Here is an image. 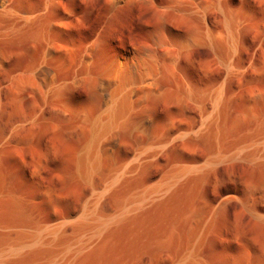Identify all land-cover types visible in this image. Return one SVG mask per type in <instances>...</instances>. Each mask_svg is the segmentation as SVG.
<instances>
[{
    "label": "bare ground",
    "instance_id": "1",
    "mask_svg": "<svg viewBox=\"0 0 264 264\" xmlns=\"http://www.w3.org/2000/svg\"><path fill=\"white\" fill-rule=\"evenodd\" d=\"M87 1L105 23L124 13L150 23L112 42L102 25L67 45L74 4L0 0V43L36 50L9 78L7 138L24 148L31 126L52 120L84 189L80 210L39 223L0 188V264H210L221 204L239 200L264 223L252 203L264 186V0ZM238 161L260 174L240 199L214 204L206 185Z\"/></svg>",
    "mask_w": 264,
    "mask_h": 264
},
{
    "label": "rangeland",
    "instance_id": "2",
    "mask_svg": "<svg viewBox=\"0 0 264 264\" xmlns=\"http://www.w3.org/2000/svg\"><path fill=\"white\" fill-rule=\"evenodd\" d=\"M14 1H18L17 3L21 2L20 4L23 5L28 3V0ZM64 1L67 3V6L70 4V7L72 4H74V6L72 5V8H74L75 12H78H74L73 16L75 17L72 18V21L70 22L71 24L69 23L70 25L67 24L68 27H66L68 29L65 28V38L63 37V42L67 45H72V43L73 45H80L90 35L99 32V30L102 29V25L104 31L100 30L99 33L102 35V33L106 32L105 37L108 35V41L112 42V40L116 41L120 35H135L145 29L150 23L148 22L146 16L130 15L129 13H124L125 15L121 14L120 19L118 18L119 16L113 18L114 20L110 18V21L105 23L106 18L102 12H86L84 7L88 5L87 0H75L77 3L74 0ZM227 3L231 6H237L239 4V0H227ZM79 4H83V7ZM81 8H83L85 12ZM95 16H97V18ZM100 17L102 18L100 19ZM95 19L97 22H99L100 28L98 27L99 25L96 24L97 22L94 21ZM101 20L103 24L101 23ZM248 34L250 33H247L245 38L248 37L247 39L250 40L249 37H251V34ZM3 42L0 43V47L3 49L2 52L5 53L4 67L0 69V145L3 143L2 146H0V188L3 187L4 190L7 189V193H10L11 196L15 194L19 196L20 199L22 198L19 201L20 203H23V205L25 203L26 206H24L27 207V210L25 211L27 212L26 214L28 215V212L30 211L29 213L31 214L28 215L29 217L33 216V218L38 220L39 223H45L54 216H63L70 211L80 210L81 198L84 189L81 185H79L72 174L73 165L70 161L71 157L69 151L70 147L68 146L69 144L67 142L58 140L56 136V130L50 126V124L53 123L52 120H37L33 127L31 126V130H29L30 132L28 133L27 142L24 148H17L18 146L15 147L10 137L7 138L8 135L10 136L8 133L11 123V120L9 121L11 113V104H9V100H11V98L10 95H8L10 89L9 78L11 77L10 75L13 73L14 69H19L21 67L20 65H24L25 62H28L27 60L29 57H33L32 55L35 57L36 50L27 40L24 42L22 41V43L18 46L16 44L12 45V40H10V43L8 40ZM4 139L6 140L4 141ZM1 140H3L2 143ZM49 145L54 147L58 146L57 152L56 150L54 151V149L52 152H50L48 150ZM241 164L243 163L238 161L233 162L231 164L233 166L230 164L227 165L231 167V171H235L234 173H230V170L226 165L220 166L216 174L217 176L209 183L210 185H206L203 191V193H205L203 195H206L208 199L215 201L214 204L218 203V201L228 199V197L230 198V196L232 197L234 195H238L240 199L244 191L243 182L250 181L247 180L250 179L248 176L252 175L253 177L250 176L251 180H254V178L256 179L260 172L264 174L263 170L260 172L257 171V173L256 170L251 169L248 164L244 163V168ZM245 168H247L246 170H253L254 174H248L247 172L251 173V170H245L247 175L243 176L242 178V175H245ZM226 171L229 173H226ZM214 181L216 183H214ZM222 196L224 197L223 199ZM238 196H236V199H238ZM14 198L18 200V197ZM252 200L255 210H258L256 214L259 212L261 215L262 213L264 215L263 185H261L259 189L255 191ZM240 205L241 203L239 200H231L227 204L223 203V206L221 204V206L217 208L219 211V209L221 210V208L224 207L221 211H226L224 214H222L221 211L218 212V217L220 218L221 222L223 221L220 233H217V235H210V238L207 239L209 242L206 241L207 246L204 245L205 250L203 251L206 252V254L204 253L205 255L209 256V258L208 256L207 258L209 259V263L211 261L210 264H264V223L262 220L257 219L258 217H256V220L254 219L255 217L250 216L247 212H241L242 210ZM212 207L214 206L208 204L203 206L202 210L208 213L210 211L208 209H212ZM234 208L237 209L235 210ZM233 212L234 214H238L237 217L235 215V219H237V221H235L237 224L234 221ZM221 216L222 219L224 218L223 220L221 219ZM226 222L229 225H227ZM234 222L235 225H233ZM223 226H225V228L227 227L226 230ZM232 226H236L234 230L239 228V230L237 229L239 232L236 236L232 234L234 231ZM165 262L166 260L162 261L159 259L148 264H163Z\"/></svg>",
    "mask_w": 264,
    "mask_h": 264
}]
</instances>
